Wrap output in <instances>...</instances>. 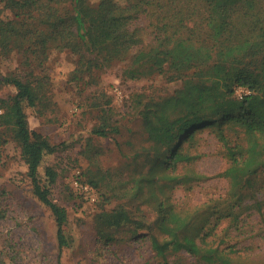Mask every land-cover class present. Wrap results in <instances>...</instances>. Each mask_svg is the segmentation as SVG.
I'll return each mask as SVG.
<instances>
[{
	"label": "trees",
	"instance_id": "trees-1",
	"mask_svg": "<svg viewBox=\"0 0 264 264\" xmlns=\"http://www.w3.org/2000/svg\"><path fill=\"white\" fill-rule=\"evenodd\" d=\"M0 2L14 14L12 20L0 18V50L22 49L30 42L37 47L32 51L43 55L53 49L70 51L77 57L76 72L125 62V80L166 74L169 80L181 81L174 94L143 105L141 117L150 143L144 156L154 166L132 179L131 195L142 192L143 183L152 186L158 178L176 179L177 166H188L200 157L184 147L193 148L204 129L225 149L228 166L222 175L234 197L264 169V0ZM144 20L146 28L140 24ZM0 83L16 89L13 108L0 117V126L19 148L33 196L53 217L57 264H62L60 254L72 244L65 231L68 213L51 198L55 170L43 166L57 147L29 129L24 111L39 101V84L14 76H0ZM237 89L249 93L239 98ZM109 127L104 122L92 134L109 138L118 133ZM162 168L165 174L157 177ZM157 207L158 234L149 232L141 243L161 264H170L169 257L180 253L188 264H239L237 252L208 240L209 233L195 218L181 216L165 201ZM104 217L108 228L129 221L121 208Z\"/></svg>",
	"mask_w": 264,
	"mask_h": 264
},
{
	"label": "rangeland",
	"instance_id": "rangeland-1",
	"mask_svg": "<svg viewBox=\"0 0 264 264\" xmlns=\"http://www.w3.org/2000/svg\"><path fill=\"white\" fill-rule=\"evenodd\" d=\"M13 17L0 2V18ZM140 24L146 28L148 22ZM36 48L26 42L22 49H1L0 76L39 84V101L24 111L29 129L57 147L43 166L55 170L51 198L68 213L65 231L72 244L62 250V264H161L141 243L149 232L158 234L160 201L181 216L195 218L209 233L208 240L237 252L239 264H264V169L234 197L222 175L228 166L225 149L208 129L198 134L193 148L184 147L201 155L188 166H177L176 179L158 178L152 186L143 183L138 195L129 193L132 179L154 166L144 156L150 143L141 117L143 105L174 94L180 80H169L166 74L125 80V62L76 72L77 57L70 51L53 49L43 55L32 51ZM15 93L12 85L0 83V117L12 110ZM104 122L118 133L109 138L92 134ZM2 129L0 264H57L53 217L33 196L19 148ZM162 170L166 171L162 168L157 177L165 174ZM75 174L87 184L96 183L95 187L89 183L96 192L95 202L88 203L72 191L70 180ZM115 208L126 210L129 221L108 228L104 215ZM227 212L231 215L226 218ZM169 262L188 264L182 253L170 256Z\"/></svg>",
	"mask_w": 264,
	"mask_h": 264
},
{
	"label": "built area",
	"instance_id": "built-area-1",
	"mask_svg": "<svg viewBox=\"0 0 264 264\" xmlns=\"http://www.w3.org/2000/svg\"><path fill=\"white\" fill-rule=\"evenodd\" d=\"M249 92L243 89H237L236 95L237 97L241 98L243 94H248ZM70 186L72 191L77 195L80 196L83 200L88 203H93L96 200V192L93 187L89 184L83 182L79 174H75L70 180Z\"/></svg>",
	"mask_w": 264,
	"mask_h": 264
}]
</instances>
